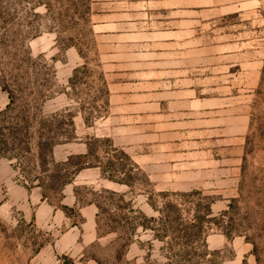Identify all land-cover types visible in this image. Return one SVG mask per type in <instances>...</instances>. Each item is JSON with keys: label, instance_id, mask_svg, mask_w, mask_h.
<instances>
[{"label": "rangeland", "instance_id": "obj_1", "mask_svg": "<svg viewBox=\"0 0 264 264\" xmlns=\"http://www.w3.org/2000/svg\"><path fill=\"white\" fill-rule=\"evenodd\" d=\"M0 140V264H111L115 235L81 204L106 190L148 216L149 197L185 217L177 195L209 197L215 264H264V0H0ZM89 148L100 167L56 203L69 218L36 177ZM123 171L133 188L108 179ZM151 239L139 230L125 260L164 264Z\"/></svg>", "mask_w": 264, "mask_h": 264}, {"label": "trees", "instance_id": "obj_2", "mask_svg": "<svg viewBox=\"0 0 264 264\" xmlns=\"http://www.w3.org/2000/svg\"><path fill=\"white\" fill-rule=\"evenodd\" d=\"M71 82L73 81L71 80ZM0 145H2L1 140ZM54 146L46 140L40 141L38 144V168L43 173L50 170L47 169L50 164L47 157L52 155ZM96 153L95 150L89 148L86 154L71 155L66 160L53 164V173H50L46 179L36 177L38 181L36 186L41 190L42 201L60 209L69 218L73 214L82 220L79 210L76 208L56 205V203H62L64 198L62 191L67 185L73 183L79 172L86 168L100 167L90 160V157L95 161L98 160ZM121 155L130 161L128 155L123 152ZM52 163H54L53 160ZM132 167L135 168V165L133 164ZM122 174H125L122 179H115L112 176L108 179L133 188L129 181L131 175L125 171ZM24 186L29 189L28 185L25 184ZM79 190L78 188L76 195L79 202H82L79 199ZM104 195H109V197H103ZM125 196V194L120 195L114 191L106 190L98 196L104 202L100 203L95 199L81 203L83 205H95L97 208L96 225L99 239L111 234L115 235V238L108 245L113 250L111 264H129L125 258L139 230L151 234L152 239L145 243L149 256L153 250L154 242L163 245L161 250L163 251L164 264H215L217 253H210L206 242V229L211 223L216 222L212 213L213 201L209 197H202L198 192L177 195L182 202L193 204L192 217H185L182 208L177 203L167 201L162 207H158L153 197L148 198V204L156 215L148 216L141 210H135L131 201L125 202ZM161 196L162 198L168 197L167 194H161ZM73 226H77V223H74ZM139 244L144 247V243L139 242ZM209 256L211 259L207 260ZM63 259L66 260L67 257ZM92 259L98 264H104L100 259ZM71 262L73 264V261Z\"/></svg>", "mask_w": 264, "mask_h": 264}, {"label": "crops", "instance_id": "obj_3", "mask_svg": "<svg viewBox=\"0 0 264 264\" xmlns=\"http://www.w3.org/2000/svg\"><path fill=\"white\" fill-rule=\"evenodd\" d=\"M41 210H42V208H40V207H39L38 214H40ZM91 224L93 225V223H92V222H91ZM91 229H92V228H91ZM92 235H93V236H92ZM92 235L90 236V238H91V239H90L89 241H87V242H89V243H90V242H92V241L95 239V234L93 233ZM84 239H85V237H84ZM87 264H96V263H95V262H91V261H90V262H89V263H87Z\"/></svg>", "mask_w": 264, "mask_h": 264}]
</instances>
